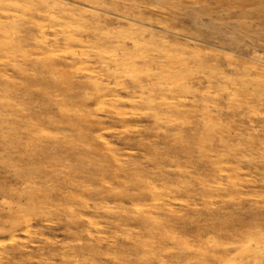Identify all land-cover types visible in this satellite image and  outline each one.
<instances>
[{
	"label": "rangeland",
	"instance_id": "obj_1",
	"mask_svg": "<svg viewBox=\"0 0 264 264\" xmlns=\"http://www.w3.org/2000/svg\"><path fill=\"white\" fill-rule=\"evenodd\" d=\"M0 264H264V0H0Z\"/></svg>",
	"mask_w": 264,
	"mask_h": 264
}]
</instances>
